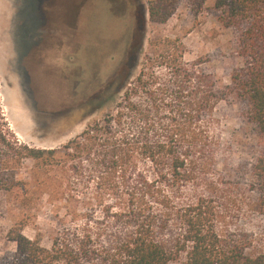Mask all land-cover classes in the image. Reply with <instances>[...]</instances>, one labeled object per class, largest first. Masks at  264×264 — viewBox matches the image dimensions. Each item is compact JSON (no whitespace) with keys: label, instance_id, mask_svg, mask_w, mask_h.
<instances>
[{"label":"trees","instance_id":"16d2710c","mask_svg":"<svg viewBox=\"0 0 264 264\" xmlns=\"http://www.w3.org/2000/svg\"><path fill=\"white\" fill-rule=\"evenodd\" d=\"M178 3L152 0L150 21L167 23ZM214 9L239 35L243 64L229 86L166 38L114 109L59 149L18 145L0 116V194L23 186L16 175L31 159L71 172L83 207L67 211L49 248L12 227L11 264H264V0H216ZM230 100L247 106L257 140L241 178L219 170L216 111Z\"/></svg>","mask_w":264,"mask_h":264},{"label":"rangeland","instance_id":"374dc122","mask_svg":"<svg viewBox=\"0 0 264 264\" xmlns=\"http://www.w3.org/2000/svg\"><path fill=\"white\" fill-rule=\"evenodd\" d=\"M151 1L0 0V116L7 136L34 149L65 146L114 109L145 56L166 38L180 40L184 61L200 63L220 89L229 86L243 61L238 32L217 20L216 0H179L165 24L150 21ZM131 58L124 77L119 71ZM216 119L226 149L219 170L243 176L258 152L247 106L223 102ZM16 176L23 186L0 194V264H11L16 253L7 237L12 227L24 225L26 237L49 248L67 211L83 208L72 200L76 179L62 165L28 159Z\"/></svg>","mask_w":264,"mask_h":264},{"label":"flooded vegetation","instance_id":"af4514ba","mask_svg":"<svg viewBox=\"0 0 264 264\" xmlns=\"http://www.w3.org/2000/svg\"><path fill=\"white\" fill-rule=\"evenodd\" d=\"M132 60V59H131ZM134 63H132L131 61L125 60L122 64V70H120L119 72H122L124 74V77H127L129 72L131 71V69L133 68ZM124 67V69H123ZM118 74V73H117ZM116 74V75H117ZM120 74V73H119ZM119 74L117 75V77L119 76Z\"/></svg>","mask_w":264,"mask_h":264}]
</instances>
